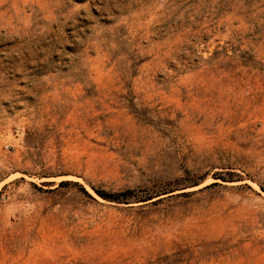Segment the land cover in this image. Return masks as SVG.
<instances>
[{"label":"rangeland","instance_id":"1","mask_svg":"<svg viewBox=\"0 0 264 264\" xmlns=\"http://www.w3.org/2000/svg\"><path fill=\"white\" fill-rule=\"evenodd\" d=\"M0 264H264V0H0Z\"/></svg>","mask_w":264,"mask_h":264},{"label":"trees","instance_id":"2","mask_svg":"<svg viewBox=\"0 0 264 264\" xmlns=\"http://www.w3.org/2000/svg\"><path fill=\"white\" fill-rule=\"evenodd\" d=\"M132 194H133L132 191L127 190L125 192H121L117 194H102V197H104L109 201L121 202V201H126Z\"/></svg>","mask_w":264,"mask_h":264}]
</instances>
